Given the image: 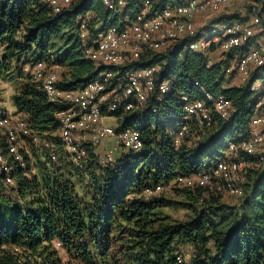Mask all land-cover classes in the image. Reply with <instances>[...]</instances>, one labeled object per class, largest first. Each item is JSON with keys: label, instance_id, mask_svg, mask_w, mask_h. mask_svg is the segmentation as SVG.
I'll list each match as a JSON object with an SVG mask.
<instances>
[{"label": "trees", "instance_id": "16d2710c", "mask_svg": "<svg viewBox=\"0 0 264 264\" xmlns=\"http://www.w3.org/2000/svg\"><path fill=\"white\" fill-rule=\"evenodd\" d=\"M140 1L129 0L122 11L113 12L103 0H71L54 14L42 0H0V78L17 67L27 78L12 103L31 138L40 140L37 147L31 139L27 142L30 158L24 157V170H13V198L0 188V264H264V175L259 169H246L240 184L242 201L235 208L221 202L222 194L177 185H172L176 192L171 198L163 196L164 191L146 201L135 197L211 168L224 159L228 144L246 137L257 95L264 93V66L239 84L233 80L234 72L227 70L248 45L220 52L218 61L210 62L214 48L210 54L194 53L188 50L191 40L184 38L163 52H144L138 62L119 68L156 66L157 83L166 81L170 89L159 104L150 99L141 112L115 115V132L136 130L143 146L138 154H122L109 165L100 161L92 146H86L78 164L71 160L58 138L54 117L62 108L49 104L21 71L24 63L44 61L62 69L58 88L83 89L111 69L95 67L84 58L80 25L85 23L97 34L131 16L133 4ZM245 13L246 18L233 14L212 23L243 22L248 8ZM256 82L257 92L252 90ZM111 83L117 85V78ZM206 93L222 95L230 103L228 117L216 119L209 129L190 121L188 134L175 148L173 139L184 117L182 97L201 100ZM188 137L197 140L188 145ZM239 158L258 163L247 155ZM168 208H181L188 216L173 220Z\"/></svg>", "mask_w": 264, "mask_h": 264}, {"label": "built area", "instance_id": "2783aa9c", "mask_svg": "<svg viewBox=\"0 0 264 264\" xmlns=\"http://www.w3.org/2000/svg\"><path fill=\"white\" fill-rule=\"evenodd\" d=\"M42 1L54 14L61 12L71 2ZM128 1L103 0V4L107 10L119 12L127 6ZM161 1L141 0L139 4H133L136 8L131 16H124L117 25L109 26L97 34L90 33L85 23L80 25L79 40L84 58L95 67L111 69L83 89L58 88L57 66L44 61L22 64V73L34 81L46 101L62 108L54 115L58 123V138L74 163L78 164L85 158L86 146L94 148L113 142L114 150L133 154L141 151L143 145L138 131L116 133L115 128L105 123V119L128 112H141L146 109L150 99L159 104L169 93L168 82L156 81L159 71L156 66L119 70L138 62L144 52H163L184 38L191 40L189 51L204 55L211 48L228 53L248 45V51L227 70L228 74L234 72L233 80L238 83L245 82L251 73L264 66V0L249 4L246 21H211L200 28H196L198 18L228 15L227 12L234 7L238 8L241 17L246 18L242 15L246 10L241 3L243 0H167L160 8ZM115 77L118 84L112 85L111 81ZM256 83L252 86L255 92L260 86H255ZM182 102L184 117L173 139L175 148L188 134L190 121L209 129L216 119H226L230 111V103L222 95L214 97L206 93L201 100L182 97ZM151 111L155 113L156 109ZM30 139L36 147L40 145L38 138H31L30 131L19 115L0 111V188L4 191L15 187L13 170H24V157L30 158L27 145ZM44 145L52 147L49 143ZM241 154L257 159L258 163L242 161L239 158ZM50 158L55 159L53 150ZM100 161L106 165L115 162L110 155ZM246 169H259L264 175V93L257 95L256 112L251 118L246 137L228 144L224 159L207 170L178 177L171 185L202 188L217 195L239 198L243 194L240 184ZM165 188L158 185L146 189L145 193L150 197L163 192Z\"/></svg>", "mask_w": 264, "mask_h": 264}, {"label": "rangeland", "instance_id": "374dc122", "mask_svg": "<svg viewBox=\"0 0 264 264\" xmlns=\"http://www.w3.org/2000/svg\"><path fill=\"white\" fill-rule=\"evenodd\" d=\"M252 2H256V1L255 0H243L241 3H242V6H244V9H247L249 4H251ZM237 12L239 14L238 8L234 7L232 10L230 9L227 12L228 15L219 14L209 19L198 18V20H196V28H200L201 26L208 24L209 22H211L212 20H215L216 18H221L223 16L228 17L230 15L233 16V14ZM245 12L246 10H244L242 15H245L246 14ZM219 55H220L219 51L211 53V55H209L210 62H217L219 59ZM56 71L58 73V76L61 77L62 69L58 68L56 69ZM26 79H27L26 77L20 74V70L18 67L14 70H11V72L7 76L0 78V111L4 110L7 114H11L15 112V109L12 103V98L16 93L20 92L22 88L25 86ZM236 84H239V83L236 82ZM259 85L260 84L257 82L255 86H259ZM105 123L111 126L112 128L116 129V127L118 126V117L114 116L112 118H107L105 119ZM196 140L197 139L194 137H188L187 144L192 145L193 143L196 142ZM93 151L95 154H97L100 160L103 159L106 155H110L114 160H116L122 154L126 153L125 150H119V149L114 150L113 142L108 143V144H103L98 147H94ZM173 188L174 187L172 185L167 186L164 192L162 193V195L168 198L174 197L176 190H174ZM5 192H6L5 196L7 198H13L14 193L10 188L6 189ZM135 197L140 198V199L142 198L141 200H144V201L150 198L148 195H146L145 191L139 194H136ZM241 201H242V198L240 197L234 198V197H228V196H221V202L232 208L237 207ZM166 212L173 220H176V221H184L188 216L186 211L181 208H168L166 209ZM184 252L190 253V249L185 248ZM62 258L64 262H66L67 257L62 254Z\"/></svg>", "mask_w": 264, "mask_h": 264}, {"label": "crops", "instance_id": "0c3cea01", "mask_svg": "<svg viewBox=\"0 0 264 264\" xmlns=\"http://www.w3.org/2000/svg\"><path fill=\"white\" fill-rule=\"evenodd\" d=\"M198 20V19H197Z\"/></svg>", "mask_w": 264, "mask_h": 264}]
</instances>
